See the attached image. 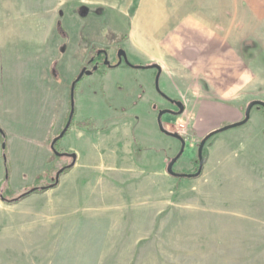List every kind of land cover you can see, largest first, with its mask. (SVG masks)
<instances>
[{
    "label": "rangeland",
    "instance_id": "374dc122",
    "mask_svg": "<svg viewBox=\"0 0 264 264\" xmlns=\"http://www.w3.org/2000/svg\"><path fill=\"white\" fill-rule=\"evenodd\" d=\"M1 9L9 10L18 26L15 39L20 36L23 44L14 47L17 54L34 56L35 36L39 43L47 41L54 49L55 78L63 58L65 71L57 81L69 87L66 117L71 83L83 66L90 68L89 60L99 49H107L109 62L116 64L122 48L130 63L157 64L160 75L159 91L156 68H139L128 76L127 82L136 77V83L146 85L145 75L151 73L154 96L148 89L129 91L123 73L111 75L120 83L117 87L124 86L120 93L114 91L116 99L132 95L125 108L137 138L132 182L126 188L118 184L117 207L112 208L117 221L90 222L101 218L96 206L90 218L64 213L61 178L56 190L34 192L17 202L0 196V264H264L262 107L254 106L246 123L206 141L198 177L167 172L180 141L157 128L152 109L156 104V111L165 110L163 128L185 139L174 171L195 172L200 140L243 119L251 100L264 101V0H0ZM79 63L81 68L68 81L67 74ZM85 76L74 90L73 123L79 108L83 112L88 106L77 98ZM167 96L183 102L184 111L178 113ZM45 97L51 99V93ZM4 105L3 100L0 107ZM77 124L93 125L89 120ZM0 127L9 169L0 192L7 199L50 184L69 159L53 156L49 170L34 173L22 151H9L10 141ZM67 133L56 142V150L62 152L60 141ZM2 143L0 137V180Z\"/></svg>",
    "mask_w": 264,
    "mask_h": 264
},
{
    "label": "crops",
    "instance_id": "0c3cea01",
    "mask_svg": "<svg viewBox=\"0 0 264 264\" xmlns=\"http://www.w3.org/2000/svg\"><path fill=\"white\" fill-rule=\"evenodd\" d=\"M14 21L9 10L7 13L4 9L0 10V77H3V81H0V100L2 102L4 100L5 104L3 108L0 107V123L7 133V142L10 141L9 151L14 155L22 151V157L27 160V164L30 163L28 167H31V170L33 168L35 173L43 168L49 170L54 163L55 155L50 149L49 140L50 137L57 135L64 125L68 110L69 87H64L57 81L65 71L63 58L56 65L59 77L55 78L51 73L55 55L54 49L47 45V41L39 43L36 36L34 41L31 40L35 47L34 56L15 52L14 47L23 42L19 41L20 36L18 40L15 39L17 36L15 30L18 26ZM80 64L72 73L67 74L68 81L71 75L77 74L81 68ZM138 69L123 63L103 67L87 76L84 75L85 79L78 87L79 104L83 101L88 106L83 112L79 108L75 113L74 123L69 127L67 136L60 141L59 146L62 152L75 154L74 160L66 155L69 159L65 163L66 165L71 163L72 167L59 177L61 207L64 213L71 217L90 218V210L96 206L99 209L97 211L99 216L104 220L89 219L90 222L117 221L118 213L112 212V208L117 207L118 184L126 188L132 182L137 138L130 126L132 120L127 119L128 113L125 108L129 105L128 101L133 99L132 95L127 94V99H123L122 96L116 99L115 92L120 93L119 90L124 86L117 87L120 83L113 80L111 75L114 72L123 73L129 91L135 89L144 92L148 89L150 95L154 96L151 73L145 75L146 85L138 80L136 83V77L127 82L130 72L137 73ZM107 79L109 84L105 82ZM48 92L51 93V99L45 97ZM158 108L156 104L152 106L157 128ZM102 109L104 116H100ZM84 120L91 121L93 125L83 127L77 124ZM21 127L24 130H20ZM106 129H111L112 132L108 136L103 132ZM18 137H23L27 143L21 142ZM24 142L28 145L20 146ZM139 153L138 156L143 157L141 151ZM35 161H42V164L35 166ZM58 185L59 183L48 190H56ZM112 217L115 220H111Z\"/></svg>",
    "mask_w": 264,
    "mask_h": 264
},
{
    "label": "water",
    "instance_id": "95a60500",
    "mask_svg": "<svg viewBox=\"0 0 264 264\" xmlns=\"http://www.w3.org/2000/svg\"><path fill=\"white\" fill-rule=\"evenodd\" d=\"M117 58H118V61H117V65L122 63V59L124 60V62L126 64H129L130 62L128 61L127 59V56H126V52L125 50H123L122 48H119L117 50ZM104 64L105 65H109L110 62L109 60L107 59V57L105 58L104 60ZM134 67H137V68H145L146 66H142V65H135ZM147 67H153V68H156L157 69V73H156V78H155V86H156V89L159 91V88L157 86V81H158V78H159V75H160V68H159V65L157 64H153V65H149ZM96 69V67H93V69H87L86 67H83L81 68L80 72L78 73V75L76 76V78L72 81L71 83V87H70V111H69V114H68V117H67V120L63 126V128L61 129V131L53 137V139L51 140L50 142V149L51 151L56 155V156H62V155H68L72 158V160L75 159V154L74 153H67V152H60L58 150L55 149V143L64 136V134L66 133V131L69 129L70 127V124H71V121H72V118H73V113H74V86H75V83L80 79L82 78L84 75H89L92 73V71ZM170 99V98H169ZM171 100V99H170ZM175 104L177 105L178 107V113H182L183 110H184V106H183V103L179 100H174ZM256 106V107H262L263 110H264V101L262 100H259V99H254V100H251L246 108H245V111H244V117L243 119L239 120V121H236V122H232V123H229V124H226L224 126H221V127H218L210 132H208L199 142L198 144V150H197V157H198V167H197V170L193 173H177L176 171H174L173 169V166L175 164V162L177 161V159L180 157V155L183 153L184 151V147H185V139L179 134V133H174V132H171V131H168L166 129L163 128L162 126V123H161V116L165 113V110H160L158 112V127L160 129L161 132L165 133L166 135H169V136H172V137H175L177 138L180 142H181V147L179 149V151L177 152V154H175V156H173L171 158V160L168 162L167 164V167H166V170L167 172L172 175V176H175V177H179V176H185V177H198L201 172H202V167H203V156H202V152H203V147L206 143V141L211 137L213 136L214 134L218 133V132H222V131H225L229 128H233V127H236V126H240L244 123H246L248 120H249V117H250V111L251 109ZM2 131L1 127H0V132ZM5 146V143H2V147ZM73 162V161H72ZM70 165H72L70 163ZM61 175V168L58 169V171L56 172V175L54 177V183H58L59 181V177Z\"/></svg>",
    "mask_w": 264,
    "mask_h": 264
},
{
    "label": "trees",
    "instance_id": "16d2710c",
    "mask_svg": "<svg viewBox=\"0 0 264 264\" xmlns=\"http://www.w3.org/2000/svg\"><path fill=\"white\" fill-rule=\"evenodd\" d=\"M128 65H130V66H135V65H132V63H129ZM76 78V77H75ZM74 78V79H75ZM73 79V80H74ZM82 78H80L76 83H75V86H74V90H75V88L77 87V84L79 83V81L81 80ZM264 111V110H263ZM66 120H67V117H66V119H65V122H66ZM65 124V123H64ZM73 124V118H72V121H71V124H70V126ZM67 132V131H66ZM4 136H5V134H4V131L2 130L1 132H0V137H1V142H3V143H5L4 142ZM57 143H55V145H56ZM1 151H2V159H3V163H4V175H3V178L0 180L1 182L3 181V182H8V180H9V169H8V166H7V160H6V155H5V149H6V145L4 146V147H2V144H1ZM56 149V148H55ZM54 154V153H53ZM55 155V154H54ZM56 156V155H55ZM62 156H65V155H62ZM202 156H203V161L206 159V155H203L202 154ZM72 167V165H65V166H62L61 167V174L62 173H64V172H66V171H68L70 168ZM37 180V179H36ZM58 183H54V178H52L51 180H50V184H48V185H45L44 187H41V188H38L37 186L36 187H33L32 189H30V190H28V191H25V192H23L22 194H20L18 197H16V198H12V199H7L5 196H4V194H3V192H0V196H1V198L3 199V200H5V201H10V202H17V201H19V200H21L22 198H24V197H26V196H28L29 194H31V193H34V192H42V191H44V190H47V189H49V188H52V187H55L56 185H57Z\"/></svg>",
    "mask_w": 264,
    "mask_h": 264
},
{
    "label": "flooded vegetation",
    "instance_id": "af4514ba",
    "mask_svg": "<svg viewBox=\"0 0 264 264\" xmlns=\"http://www.w3.org/2000/svg\"><path fill=\"white\" fill-rule=\"evenodd\" d=\"M117 53V52H116ZM107 57V59H108V51H107V49H99V50H97V53L95 54V55H93V56H91V59L89 60V65H90V68L88 67V66H83V67H86L87 69H93V67H96V69H94L93 71H96V70H98V69H101V65H103L102 66V68L103 67H112V66H115V65H117V63L116 64H114V63H111L110 62V64L109 65H105L104 64V60H105V58ZM117 58V57H116ZM117 61H118V58H117ZM122 62H124V60L122 59ZM125 63V62H124ZM126 65H128V64H126ZM132 65H134V64H132ZM128 66H130V65H128ZM82 67V68H83ZM131 67H133V66H131ZM92 71V72H93ZM166 99H168L169 101H170V103H172L173 105H176L175 104V102H174V100H177V99H174V98H171V100L169 99V98H166ZM177 106V105H176ZM263 109V108H262ZM160 111V110H159ZM158 111V112H159ZM183 137V136H182ZM180 147H181V142H180ZM180 147H179V149H180ZM179 151V150H178ZM177 154V153H176ZM66 156V155H65ZM68 157V156H67ZM69 158V157H68ZM71 159V158H70ZM66 164H64L63 166H65ZM196 167H198V163H197V166ZM61 168V167H60ZM59 168V169H60ZM196 170H197V168H196ZM58 171V170H57ZM177 173H182V172H177Z\"/></svg>",
    "mask_w": 264,
    "mask_h": 264
},
{
    "label": "built area",
    "instance_id": "2783aa9c",
    "mask_svg": "<svg viewBox=\"0 0 264 264\" xmlns=\"http://www.w3.org/2000/svg\"><path fill=\"white\" fill-rule=\"evenodd\" d=\"M181 128H183L184 126L183 125H179ZM182 136V134H180Z\"/></svg>",
    "mask_w": 264,
    "mask_h": 264
}]
</instances>
